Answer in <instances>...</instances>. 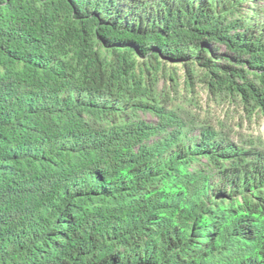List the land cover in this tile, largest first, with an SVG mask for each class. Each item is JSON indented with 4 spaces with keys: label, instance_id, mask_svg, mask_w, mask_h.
Returning a JSON list of instances; mask_svg holds the SVG:
<instances>
[{
    "label": "trees",
    "instance_id": "16d2710c",
    "mask_svg": "<svg viewBox=\"0 0 264 264\" xmlns=\"http://www.w3.org/2000/svg\"><path fill=\"white\" fill-rule=\"evenodd\" d=\"M0 264H264V3L0 0Z\"/></svg>",
    "mask_w": 264,
    "mask_h": 264
},
{
    "label": "clouds",
    "instance_id": "9594fccd",
    "mask_svg": "<svg viewBox=\"0 0 264 264\" xmlns=\"http://www.w3.org/2000/svg\"><path fill=\"white\" fill-rule=\"evenodd\" d=\"M151 119H152V121H155L156 120V118H151ZM80 145H81V143L80 144H76V145H74L73 143H71V149L70 150L73 149L71 152L79 150L80 149Z\"/></svg>",
    "mask_w": 264,
    "mask_h": 264
},
{
    "label": "rangeland",
    "instance_id": "374dc122",
    "mask_svg": "<svg viewBox=\"0 0 264 264\" xmlns=\"http://www.w3.org/2000/svg\"><path fill=\"white\" fill-rule=\"evenodd\" d=\"M263 3H264V0H256V5H259L260 4V6H261V5H263Z\"/></svg>",
    "mask_w": 264,
    "mask_h": 264
}]
</instances>
